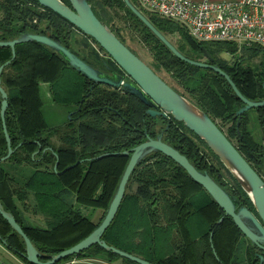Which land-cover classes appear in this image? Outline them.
Returning <instances> with one entry per match:
<instances>
[{"label":"trees","instance_id":"1","mask_svg":"<svg viewBox=\"0 0 264 264\" xmlns=\"http://www.w3.org/2000/svg\"><path fill=\"white\" fill-rule=\"evenodd\" d=\"M86 1L95 17L134 55L127 41L145 50L149 62L142 61L204 112L264 181L260 172L264 164V107L236 117L243 104L223 77L174 57L123 0ZM129 1L181 55L203 62V49L244 98L264 101V49L197 43L176 24L142 11L135 0ZM73 32L79 33L35 1L0 0V42L23 34L41 35L94 69L104 70L103 63L114 66L87 44L91 41L88 37L80 33L83 40H74ZM223 53L233 60L221 58ZM10 60V49L0 48V66ZM0 80L7 95L4 121L13 151L0 163V205L38 252L40 262L73 247L100 225L128 162L121 153L147 138L155 139V135H161L162 142L254 213L244 192L217 158L181 123L170 117L151 118L140 101L121 90L91 83L49 48L33 42L15 46V57L2 69ZM40 84H49V97L55 105L69 109L63 125L50 128L46 124ZM6 154L0 119V159ZM27 214L43 225L32 224ZM101 240L149 264H259L257 249L243 238L232 220L224 217L211 197L180 167L159 153L148 155L134 169ZM0 243L28 264L20 257L25 251L23 240L1 216ZM74 259L134 264L97 245L57 264Z\"/></svg>","mask_w":264,"mask_h":264},{"label":"water","instance_id":"2","mask_svg":"<svg viewBox=\"0 0 264 264\" xmlns=\"http://www.w3.org/2000/svg\"><path fill=\"white\" fill-rule=\"evenodd\" d=\"M32 1H35L42 8L59 16L83 36L88 37L93 41L114 64L115 68L120 72V75L105 63H103V66L105 67L104 69L108 71L110 75L92 68L67 48L48 37L41 35L23 34L15 40L0 42V48L10 49V61L15 57V46L31 42L37 43L55 52L70 68L91 83L109 89L121 90L123 93L137 99L148 108L145 114L151 118H162L166 120L170 117L174 122L181 123L185 129L201 141L217 158L219 163L244 192L254 213L246 207L240 206L239 201L218 186L206 172L197 171L183 155L162 142L161 135H158L155 139L147 138L144 143L121 153L122 156L128 158V162L120 178L113 199L100 225L85 239L73 247L49 257L45 262H40V255L38 252L24 235L20 227L16 224L13 217L4 212L0 205V216L24 242L25 251L20 255L21 259L28 264H57L63 259L78 255L91 246L97 245L103 251L109 252L134 264H149L135 256L108 247L101 240V237L117 213L124 196L125 186L134 169L148 155L159 153L180 167L194 183L199 185L211 197V199L223 211L224 217H229L232 220L243 238L247 240L250 245L262 252L257 258L259 264H264V181L244 160L216 125L204 112L199 110L189 100L175 92L140 58H138V56L134 55L126 46H124L109 28L104 26L95 17L86 0H65L66 3L61 0ZM123 3L125 7L129 9L178 60L193 67L212 71L225 79L233 92V95L243 104V106L235 113L236 117L240 118L243 113L251 109L264 107V101L251 102L244 98L229 77L214 65L213 59L203 49L201 50L205 61L197 62L187 59L152 26V24L130 3L129 0H123ZM10 61L0 66V75L2 69L7 66ZM126 79L128 81H126ZM0 98V119L7 148L6 156L0 159V163H2L10 157L13 151L11 149L4 121L5 111L8 105L7 95L1 87V80ZM222 220L223 218L218 221V224H220Z\"/></svg>","mask_w":264,"mask_h":264},{"label":"built area","instance_id":"3","mask_svg":"<svg viewBox=\"0 0 264 264\" xmlns=\"http://www.w3.org/2000/svg\"><path fill=\"white\" fill-rule=\"evenodd\" d=\"M137 4L142 11L176 24L197 43L264 49V0H137Z\"/></svg>","mask_w":264,"mask_h":264},{"label":"rangeland","instance_id":"4","mask_svg":"<svg viewBox=\"0 0 264 264\" xmlns=\"http://www.w3.org/2000/svg\"><path fill=\"white\" fill-rule=\"evenodd\" d=\"M72 38L78 41L83 40L82 35H80V33L77 32H73ZM174 41V40H173ZM74 42V41H73ZM72 44V48L77 50L75 43H71ZM87 44H89L97 53L98 56L101 59H107V56L105 54H102V52L99 51V49L97 48V46L95 44H93L91 41L87 42ZM127 45L128 47L136 53V55L143 60L144 62H149L148 60V56L147 53L145 52V50H141L139 47H137L136 45L130 43L127 41ZM240 54H237V57H239ZM202 58V57H201ZM221 58H223L226 61H230L233 60L234 57H231L228 54H221ZM164 78H166L165 76H163ZM167 82H170V80H168L166 78ZM39 96L42 102V116L46 122V124L48 125V127L50 128H54V127H59L61 125L64 124V122L68 119V112L69 109L66 107H62V106H58L55 105L50 97H49V84H40L39 85ZM252 121L254 122V118L252 116ZM254 134L256 136V138L258 139L259 137V131L258 129L255 128L254 130ZM261 173H264V167L261 169ZM26 217L32 222V224L34 225H38L41 226L43 225L42 222L40 221V219H38L37 217H32V215L27 214Z\"/></svg>","mask_w":264,"mask_h":264},{"label":"crops","instance_id":"5","mask_svg":"<svg viewBox=\"0 0 264 264\" xmlns=\"http://www.w3.org/2000/svg\"><path fill=\"white\" fill-rule=\"evenodd\" d=\"M137 3V0H135ZM192 1H199V0H192ZM222 1H236V0H210V2H222ZM264 167V164H263ZM262 167V168H263ZM261 172V170H260ZM264 176V173H261ZM75 264H106L102 261L91 259V260H73ZM0 264H24L18 257H16L11 252H8L5 247L0 243ZM119 264V263H113Z\"/></svg>","mask_w":264,"mask_h":264},{"label":"flooded vegetation","instance_id":"6","mask_svg":"<svg viewBox=\"0 0 264 264\" xmlns=\"http://www.w3.org/2000/svg\"><path fill=\"white\" fill-rule=\"evenodd\" d=\"M102 54H104V53H102ZM108 66H109L113 71H115L117 74L120 75V72H119L114 66H112V65H110V64H109ZM96 70H98V71H100V72H102V73H104V74L110 75V73H109L108 71H106L105 69L102 70V69L97 68ZM126 81H128V80L126 79ZM146 110H148V108H147ZM145 112H146V111H145ZM167 119H169V117H168ZM156 136H158V135H155V138H156ZM151 139H154V138H151ZM256 252H257V253H256V256H257V257H258L259 255L262 254V252H260L259 250H257Z\"/></svg>","mask_w":264,"mask_h":264}]
</instances>
